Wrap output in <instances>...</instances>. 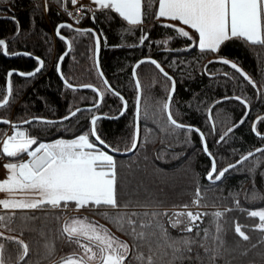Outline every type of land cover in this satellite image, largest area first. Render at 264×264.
<instances>
[{"label":"trees","instance_id":"trees-1","mask_svg":"<svg viewBox=\"0 0 264 264\" xmlns=\"http://www.w3.org/2000/svg\"><path fill=\"white\" fill-rule=\"evenodd\" d=\"M45 4L46 0H0V39L6 41L9 50L8 56L0 54V103L7 96L5 83L8 70H34L37 61L32 57L43 59L46 65L35 78L26 80L16 75L11 78L15 98L10 97L9 105L0 109V120L6 119L12 123H22L33 117L57 120L77 108L94 106L99 102L96 91L68 88L57 73L58 58L68 45L55 36V29L60 23H73L81 29L92 28L102 34L101 70L111 86L125 97L128 108L118 117L123 104L118 96L107 91L108 87L100 76L96 65V43L92 35H79L72 30L61 29V34L69 38L72 47L61 65L64 78L73 86L97 87L103 94V101L96 109L81 111L71 120L55 126L39 122L26 126L25 132L37 138L38 142L70 140L84 133L90 134L91 119L96 115H104L109 118L97 120L98 135L111 148L126 152L132 145L136 126L137 90L133 66L139 60L151 57L176 80V92L171 105L173 117L179 123L197 127L205 134L218 170L264 147V138L252 130L254 119L264 114V46L233 39L225 42L218 53L201 52L198 46H194L198 45L196 36L191 41L180 37L173 29L162 26L169 22L154 18L158 7L155 0L153 15L142 26L135 28L118 14L99 9L95 10V22L90 18L91 13L83 11V19L76 23L56 0H47V7ZM67 9L71 10L70 3ZM143 33H147L149 38L144 46H137ZM165 40L168 42L160 43ZM186 48L190 50L185 51ZM25 52L31 53V56L11 54ZM221 59L236 63L255 82L256 88L230 64L209 63ZM137 75L142 88L140 145L131 156L114 157L118 191L123 179L125 200L131 199L129 208L120 211H156L171 215L179 211L176 209L184 208V205H188V208L195 206L200 209L199 212L209 214L197 224L201 230L200 238L204 236L203 229L209 230L210 238L206 246L211 249L217 247L211 239L216 231L211 214L223 212L219 223L223 229L220 238L224 244L217 264H264V232L258 227L261 222L259 217L249 215L251 211L264 210V152L231 169L222 180L215 183L208 181L206 177L212 167V160L204 153L198 134H189L184 129L173 132L166 124V116L160 112V106L167 100L170 82L150 63L140 65ZM225 96H240L248 107L235 99L216 104L212 109L216 124V133L213 135L207 120V109ZM246 113L245 122L225 137L226 142L217 144L219 136L238 124ZM115 117L118 118L112 119ZM9 127L8 124H0V138ZM256 132L264 134V120H259ZM90 138L96 143L91 135ZM186 139L189 142L186 143ZM197 188L201 195L199 206L193 205ZM234 197L239 199L240 208H236ZM68 206L75 208V202H68ZM58 210L46 207L45 210L3 213L5 219L2 224L7 235L0 232V245H3L4 264H51L74 253L82 255L83 250L78 244L69 241L66 233L61 235L66 216L63 217ZM103 213L96 212L108 223L112 230L109 231L128 244L131 252L136 251L126 220L125 228L122 229L113 219L117 216V210H108L107 216ZM142 219L147 223L152 217ZM156 219L167 228L173 239L196 238L195 229L193 233H184L181 231L183 225L172 228L168 217L159 216ZM236 224L250 237L249 241H244L235 232ZM18 240H23L29 248L23 260L19 259L23 250L16 243ZM80 242H86L96 250L94 243L82 238ZM253 244L257 247H252ZM143 251L147 252V249ZM244 252L247 255H243ZM125 264H128V260ZM204 264H208L207 257L204 258Z\"/></svg>","mask_w":264,"mask_h":264},{"label":"snow or ice","instance_id":"snow-or-ice-1","mask_svg":"<svg viewBox=\"0 0 264 264\" xmlns=\"http://www.w3.org/2000/svg\"><path fill=\"white\" fill-rule=\"evenodd\" d=\"M8 2V0H3ZM64 8V11L69 17L75 19L79 23L83 17H79L71 11H68L67 4L73 6L79 4L77 13L84 11L86 14L91 13L93 22L96 20L95 10L91 5H84L80 0H56ZM158 7L154 13V18L157 21H172L179 22V25L187 26L189 29L198 34V48L201 52L218 53L221 46L225 42L233 39H242L245 42H250L253 45L264 46V0H155ZM91 4L97 6L101 11L107 10L118 14L120 18L131 26L140 27L145 20L153 15L152 7L153 0H91ZM45 6L47 7V0ZM13 19H15L13 17ZM18 23V21H17ZM176 23H164L163 27L173 29L180 37L193 40V36L185 27L179 26ZM61 29L72 30L79 35L91 34L95 40L97 50L101 42V35H97L94 30L73 28V25L67 23H60L56 26V36L65 41L66 37L61 34ZM148 34L143 33L139 38V45L144 46V42L148 39ZM169 39H172L171 37ZM168 41H161L160 43H167ZM171 51V49H168ZM190 49L186 48L185 51ZM68 51H72L71 42L68 43ZM0 54L9 55L8 44L4 39H0ZM12 55L31 56V53H11ZM68 52L63 53L57 61V72L61 79L64 80L68 88L73 85L69 83L60 71V65ZM37 61V66L32 71L23 72L15 69H10L7 72V79L5 83L7 96L0 103V109L7 107L10 103L8 97L15 98L14 85L12 77L14 75L30 79L35 78L42 69L45 68V61L39 57H32ZM221 62L225 65L231 66L239 72L248 83L256 88L255 82L247 76L242 69L238 68L236 63H231L227 59L220 61H210L209 63ZM98 63V62H97ZM150 63L163 75V77L170 82L171 87L168 90L166 102L160 106V112L166 116V124L173 132L178 129H184L187 133L198 134L203 151L212 160V167L207 174V180L215 183L222 180L225 174L231 169L241 165L254 153L249 152L242 156L235 164H229L227 167L218 170L216 166L215 157L208 149V142L205 134L194 126L179 123L173 117L171 105L173 96L176 91V80L165 71L161 64L151 58L146 57L139 60L133 66V79L135 82L136 95V116L137 120L141 115V82L137 78L136 69L142 64ZM175 64V61H172ZM225 75H229L225 73ZM103 77V73H100ZM104 83L108 82L105 79ZM83 87H93L91 85H84ZM93 91H97L93 88ZM107 91L113 95L118 96L122 101V109L120 115L122 116L127 110V101L110 86ZM102 99V94H101ZM235 99L244 104L247 108V102L240 96L228 97L225 96L221 100H217L212 106L207 109V120L210 125L211 134L216 133V124L213 120L212 109L216 104H221L226 100ZM98 107V104H94ZM91 111V109H88ZM83 111L77 108L69 115L62 118L60 123L64 120H71L78 112ZM145 115H147L145 113ZM245 117L241 118L238 124L228 128L223 134L219 136L216 141L220 144L225 141V137L234 131L235 127L245 122ZM118 118V117H117ZM99 117H93L90 121L91 131L84 133L71 140L57 139L54 142H38L37 138L31 137L26 132L19 131L20 125L13 124L11 121L2 119L0 124L11 125L14 134L7 136L3 140L2 153L8 158H19L26 154L28 160H18L17 162H9L3 167L7 170L8 175L5 179L0 180V192H29L35 194L34 199L28 200H0V206L4 209H33L45 210L60 209L63 202V208L67 209L68 202H75V207L79 209H99L106 208L117 210V216L113 219L120 224L122 229L125 228L124 221L126 220L127 230L133 237L136 244V251L131 252L129 245L118 238L111 235L102 225L98 226L95 223L88 222V218L83 219L73 218L71 223H65L61 230V235L67 234V239L78 244L83 254L76 256H69L62 260V264H95L99 260L100 264H204V258L207 257L208 264H217V260L221 255L220 249L223 247L224 241L220 238V233L223 231L219 223L220 218L224 215L223 212L217 211L211 215L214 217L216 223L215 235L211 239L216 243L217 247L211 249L206 246V242L210 238L209 230L203 229L204 236L200 238V227L197 221L202 222V217L209 215L208 213H201L199 211H181L173 212L171 215L167 212H137L135 210L130 213L121 212V209H128L131 204V199L125 200V192L122 187L123 179L121 180V187L118 191L117 187V165L115 159L108 152L103 151L97 147V144L90 140V135L95 138L99 145L105 148H110L106 142L96 132L97 120ZM264 120V117L259 118ZM34 122L43 123L45 125L57 124L56 121L46 120L41 117H33L30 120H25L23 124L31 125ZM259 122V121H257ZM256 123V122H254ZM167 131L168 129H164ZM260 135V133H257ZM139 126L137 124L136 130L132 138V145L127 151H134L139 141ZM186 143L189 142L187 139ZM35 145L33 148L32 146ZM118 151V149H112ZM257 152H264V149H256ZM158 159L161 157H157ZM200 189L197 188L196 199L193 200V205H200ZM236 208H240L239 199L235 198ZM187 209L188 205H184ZM227 209L226 211H231ZM107 216V213H103ZM252 217H259L260 231L264 232V210L251 211L249 213ZM151 216L152 219L147 223L143 222L142 218ZM159 216L168 217V223L172 228H178L183 225L181 231L184 233H193L196 230V238L188 237L181 239H173L169 236L167 228L163 226L160 220L156 219ZM135 217L136 219H133ZM183 218V219H181ZM5 219L0 216V221ZM11 220V217L8 218ZM59 219V217H57ZM139 229V230H138ZM235 232L244 240L249 241L250 237L246 235L239 224L235 226ZM83 237L89 241L94 242L96 250L88 244H81L80 238ZM199 238V239H198ZM264 242V241H262ZM22 248V255L19 257L23 260L29 253L28 245L23 240L16 241ZM155 245V247H154ZM252 247H257L253 244ZM147 249V252L143 249ZM202 250V251H200ZM3 245H0V264H4L2 256ZM131 254V259L129 256ZM247 255V252L242 253Z\"/></svg>","mask_w":264,"mask_h":264},{"label":"water","instance_id":"water-1","mask_svg":"<svg viewBox=\"0 0 264 264\" xmlns=\"http://www.w3.org/2000/svg\"><path fill=\"white\" fill-rule=\"evenodd\" d=\"M67 24H71V25H73V28H79L78 26H76L75 24H73V23H67ZM79 29H81V28H79ZM89 29H92V28H89ZM81 30H86V29H81ZM92 30H94V29H92ZM95 31V33L97 34V35H100L96 30H94ZM66 37V36H65ZM66 42H67V45H68V43L70 42V40H69V38H67L66 37V40H65ZM65 52H68V55H69V51H68V47H67V50L65 51ZM64 52V53H65ZM100 53H101V42H100V46H99V49L97 50V47H96V51H95V55H96V65H97V69H98V71H99V73H101L102 72V70H101V67H100ZM68 55H66L65 57H64V59L68 56ZM16 56V55H15ZM144 59V58H143ZM64 61V60H63ZM98 62V63H97ZM61 65H62V63H61ZM61 65H60V71H61ZM162 66V65H161ZM163 67V66H162ZM166 71V70H165ZM62 72V71H61ZM58 73V72H57ZM103 73V72H102ZM136 73H137V69H136ZM59 75V74H58ZM171 76V75H170ZM59 77H60V75H59ZM137 78H138V75H137ZM60 79H61V77H60ZM102 79H103V81L106 79L107 80V78L105 77V75L103 74V77H102ZM139 79V78H138ZM175 79V78H174ZM62 80V79H61ZM62 82L64 83V80H62ZM107 82H108V84L106 85L107 87H111L112 89H114L112 86H111V84L109 83V81L107 80ZM65 84V83H64ZM93 88H95L97 91V93H98V95H99V102L97 103L98 104V107H99V105L102 103V101H103V94H102V92L97 88V87H95V86H93V87H83V86H73L72 87V89H75V90H83V89H93ZM115 90V89H114ZM116 91V90H115ZM117 92V91H116ZM176 92V91H175ZM119 93V92H118ZM101 94H102V99H101ZM120 94V93H119ZM175 95V94H174ZM120 96H122L121 94H120ZM123 97V96H122ZM124 98V100H126L125 99V97H123ZM141 98H142V88H141ZM173 98H174V96H173ZM8 99L10 100V97H8ZM127 101V100H126ZM97 107H94V106H86V107H81V108H79V109H82L83 111H85V110H88V109H91V110H93V109H96ZM127 108H128V102H127ZM140 109H141V103H140ZM75 111V110H74ZM126 112V111H125ZM124 112V113H125ZM79 113V112H78ZM77 113V114H78ZM121 115H119L118 117H120ZM95 117H99V118H109V117H107V116H104V115H96ZM261 117H264V114H260V115H258L255 119H254V121H253V123H252V130H253V132L255 133V134H257V132H256V126H257V121H259L260 119L259 118H261ZM73 118V117H72ZM71 118V119H72ZM117 117H115V118H112V119H116ZM45 119V118H44ZM46 120H50V119H46ZM62 120V118L61 119H57V120H51V121H56L57 123H60V121ZM66 121H68V120H64L63 122H66ZM254 122H256V123H254ZM13 124H19L20 125V128H19V131H21V132H25V130H24V128L26 127V126H28L29 124H23V123H13ZM137 124H138V126H139V141H138V143H137V147H136V149L134 150V151H126V152H119V151H112V149L113 148H105L103 145H99L98 144V142H96L95 141V138L94 137H92L93 139H94V141L97 143V145H98V147L99 148H101V149H103L104 151H106V152H108L110 155H112V156H114V157H125V156H131L132 154H134L136 151H137V149H138V147H139V144H140V140H141V125H140V117H139V120H137V116H136V126H137ZM11 126V125H10ZM136 126H135V130H136ZM190 126V125H189ZM197 128V127H196ZM96 132H97V130H96ZM98 134V133H97ZM259 137H261V138H264V134L263 135H258ZM108 145V144H107ZM257 149H264V147H260V148H257ZM252 153H254V155L253 156H255L256 154H258V153H260V152H257L256 150H253V151H251ZM248 154V153H247ZM246 154V155H247ZM245 156V155H244ZM253 156H251V157H253ZM251 157H249V158H251ZM246 161V160H245ZM236 163V162H235ZM235 163H233V164H235ZM239 166V165H238ZM237 166V167H238ZM69 217V216H68ZM67 217V218H68ZM67 218H65V220H64V224H63V226L65 225V222H66V220H67Z\"/></svg>","mask_w":264,"mask_h":264},{"label":"crops","instance_id":"crops-1","mask_svg":"<svg viewBox=\"0 0 264 264\" xmlns=\"http://www.w3.org/2000/svg\"><path fill=\"white\" fill-rule=\"evenodd\" d=\"M80 3H82L84 5H91V7L94 10L98 9L96 5L91 4V0H80ZM79 6H80L79 4H77L76 6L71 5V10L70 11L74 13V11L77 8H79ZM166 22L176 23V24L179 25V22H172V21H166ZM179 26L185 27V30L189 31L190 34H192L193 37L196 36L197 37V44H198V34H196L194 30L189 29L187 26H183V25H179ZM55 36H56V32H55ZM13 134H14L13 129L10 126L9 129L7 130V132L0 138V158L3 159L2 167H3L4 164H7L9 162H17L20 159L26 161V160L29 159V157L26 154H24L22 157H19V158H8L2 153L3 140L6 138V135L7 136H11ZM64 140H67V139H64ZM54 141H51V142H54ZM7 175H8L7 170L3 167V172L0 174V180L5 179ZM34 198H38V197H36L35 194L29 193V192H20V191H15V192H11V193H9V192H0V200H5V199H8V200H28V199H34ZM30 210H33V209H4L2 206H0V212H2V214L5 213V212L30 211ZM56 210H58V209H56ZM67 217L68 216H66L65 218H67ZM65 218H64V220H65ZM68 219H69V217L67 218V220ZM64 220H63V224H64ZM67 220H66L65 223H67ZM56 262H59V261H56Z\"/></svg>","mask_w":264,"mask_h":264},{"label":"rangeland","instance_id":"rangeland-1","mask_svg":"<svg viewBox=\"0 0 264 264\" xmlns=\"http://www.w3.org/2000/svg\"><path fill=\"white\" fill-rule=\"evenodd\" d=\"M192 35V34H191ZM231 62V61H230ZM231 63H234V62H231ZM238 66V65H237ZM239 68V66H238ZM91 131V129H90ZM91 140V138H90ZM141 141V140H140ZM140 145V144H139ZM99 148V147H98ZM101 149V148H100ZM103 150V149H102ZM104 151V150H103ZM109 154V153H108ZM114 157V156H113ZM108 210H111V209H106V208H99V209H93V210H89V209H79L77 210L76 207L73 208L72 206H68L67 209H64V208H60V211L58 210V212L62 213L63 214V217L64 215L65 216H69V221L68 223H71L72 219L73 218H79V219H83L84 217H87L88 218V222H92V223H95L96 225L100 226L102 225L105 229H107L108 231L111 230L109 228V226L107 225L108 223L106 221H104L100 216H98L96 214V212H108ZM121 210H124V209H121ZM176 210H179V211H176V212H181V211H193V212H196V211H200L199 208L197 207H192V208H182V209H176ZM4 214H2V212H0V216H3ZM183 219V218H181ZM107 226V227H106ZM112 231V230H111ZM0 232H3L4 234L7 235V233L5 232L4 230V226L2 224V221H0ZM110 232V231H109ZM112 236L118 238L119 241H122L120 240V238L118 237V235L110 232ZM9 236H14V238L16 237L14 234H9ZM84 241H89L83 237H81ZM89 242H92V241H89ZM94 243V242H92ZM81 244H87L86 242L84 243H81ZM90 246V245H89ZM95 251V249H93ZM83 254V253H82ZM75 258V257H74ZM99 260L95 261V264H100V263H97ZM58 264H62V262L58 263Z\"/></svg>","mask_w":264,"mask_h":264},{"label":"built area","instance_id":"built-area-1","mask_svg":"<svg viewBox=\"0 0 264 264\" xmlns=\"http://www.w3.org/2000/svg\"><path fill=\"white\" fill-rule=\"evenodd\" d=\"M77 9L74 11V14H77L79 17H83V15H84L83 11H80L79 13H77ZM73 20L75 21V19H73ZM76 26H78V25H76ZM2 161H3V159L0 158V174L3 172Z\"/></svg>","mask_w":264,"mask_h":264},{"label":"flooded vegetation","instance_id":"flooded-vegetation-1","mask_svg":"<svg viewBox=\"0 0 264 264\" xmlns=\"http://www.w3.org/2000/svg\"><path fill=\"white\" fill-rule=\"evenodd\" d=\"M69 256H73V257H76V256H79V254H77V253H74V254H72V255H69ZM65 258H61V259H57V261H59V260H61L60 262H62V260H64ZM55 262V261H54ZM51 263V264H58V263H60V262H57V263Z\"/></svg>","mask_w":264,"mask_h":264}]
</instances>
